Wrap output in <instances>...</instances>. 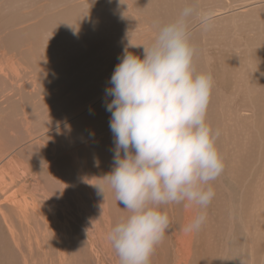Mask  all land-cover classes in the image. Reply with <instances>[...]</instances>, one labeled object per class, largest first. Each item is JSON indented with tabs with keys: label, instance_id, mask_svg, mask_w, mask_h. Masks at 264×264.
<instances>
[{
	"label": "rangeland",
	"instance_id": "obj_1",
	"mask_svg": "<svg viewBox=\"0 0 264 264\" xmlns=\"http://www.w3.org/2000/svg\"><path fill=\"white\" fill-rule=\"evenodd\" d=\"M246 4L252 5L241 8ZM185 7L194 9L187 18L197 50L194 71L213 79L206 119L220 132L224 170L212 182L215 197L197 231L195 261L184 260L180 243L182 202L160 206L170 227L150 264H261L252 242L234 235L225 245L223 232L229 195L239 208L244 178L264 176V0H0V155L11 156L6 161L14 165L2 186L10 195L0 200L18 228H24L21 213L10 207L17 201L26 216H36L38 207L58 225L48 236L44 225L37 227L44 235L37 248L44 250L14 248L0 220V264H25L30 253L32 264H66L65 255L73 264H120L108 234L128 212L103 180L114 167L115 149L107 90L129 41L138 47L128 51L143 58L142 46H151L159 28ZM253 163L261 165L254 172ZM242 224L237 217L235 233ZM61 225L70 227L73 242ZM19 231L21 239L30 233Z\"/></svg>",
	"mask_w": 264,
	"mask_h": 264
},
{
	"label": "clouds",
	"instance_id": "obj_2",
	"mask_svg": "<svg viewBox=\"0 0 264 264\" xmlns=\"http://www.w3.org/2000/svg\"><path fill=\"white\" fill-rule=\"evenodd\" d=\"M193 12L185 7L160 27L151 46H142L143 58L128 51L138 47L129 41L111 76L114 167L103 180L128 212L108 234L120 264H150L170 227L161 205L198 206L185 231L201 230L215 197L212 182L224 170L220 132L206 119L213 79L193 68L197 50L187 23Z\"/></svg>",
	"mask_w": 264,
	"mask_h": 264
},
{
	"label": "bare ground",
	"instance_id": "obj_3",
	"mask_svg": "<svg viewBox=\"0 0 264 264\" xmlns=\"http://www.w3.org/2000/svg\"><path fill=\"white\" fill-rule=\"evenodd\" d=\"M256 4V3H255ZM250 5L252 4H246L245 6L241 7L243 9H246L248 7H250ZM218 16V15H217ZM209 17V16H208ZM252 72V71H251ZM253 92V91H252ZM256 92V91H255ZM264 96V95H263ZM264 99V97H263ZM262 100V99H261ZM264 101V100H263ZM260 103V102H259ZM246 105L248 103H245ZM257 104V103H256ZM261 104V103H260ZM248 106V105H247ZM71 121V120H70ZM63 124V123H62ZM230 129V128H229ZM259 131V129H258ZM238 135V134H237ZM240 136V135H239ZM244 137V136H243ZM257 138V137H256ZM240 142V140L238 141ZM254 142V141H253ZM255 142H257L255 140ZM254 147V146H253ZM233 148V147H232ZM256 148V147H255ZM251 150V149H250ZM253 150V149H252ZM250 153V152H249ZM254 154V153H253ZM257 154V153H256ZM259 154H260V151H259ZM12 155V154H11ZM245 155V154H244ZM237 156V154H236ZM235 156V157H236ZM247 156V155H246ZM249 156V154H248ZM9 157L11 156H8V155H5V156H1L0 155V196L2 198L5 197L4 200L7 199V196L10 195V191H7V190H4L3 189V184L5 182V178L6 176H8L10 174V171L14 168V165L12 166V161L9 160L8 162L6 161ZM247 158V157H246ZM254 158V157H253ZM248 159V158H247ZM236 160V159H235ZM242 162V161H241ZM244 162V161H243ZM238 163V162H237ZM236 163V164H237ZM245 163V162H244ZM255 163H253L251 165V168L254 166L253 169V172L256 169H258V167L260 168L261 165H254ZM238 165V164H237ZM243 165V163H242ZM264 165V164H263ZM262 165V166H263ZM236 166V165H235ZM233 167V170H234V174L236 176H238L239 172L238 170L236 169V167ZM246 166V165H245ZM242 167V166H241ZM240 167V169H241ZM247 167V166H246ZM232 169V168H231ZM239 169V168H238ZM228 170V169H227ZM232 170V171H233ZM243 170V169H242ZM246 170V169H245ZM248 170V169H247ZM260 170V169H259ZM263 170V169H261ZM260 173V171L257 170V173ZM232 173V174H233ZM244 173V171H243ZM249 172H247V175H248ZM242 174V172H241ZM231 175V174H230ZM246 175V172L244 173V176ZM241 176V175H240ZM251 176V174H250ZM249 176V177H250ZM260 176H261V173H260ZM248 177V176H247ZM247 177L244 178L243 180V183L241 184V190H242V194H240V198H241V201H240V205H239V208H235L234 206H232V203H230V196L227 189H225L224 191H226L225 193L227 195H229V202L228 204L230 205V209L228 210V215L226 217V228H225V231L223 233H225V237L226 240H225V245H226V242L229 241V239L234 236V235H237V238L239 240L242 239V242H252L254 244V246L252 247V253L255 254L256 253V248H257V251L260 252V253H257L259 256H260V262L261 264H264V176H257V177H252V180L248 182H245ZM241 179V177H240ZM239 180V179H238ZM232 181V180H231ZM245 182V183H244ZM234 183V182H233ZM226 185V184H224ZM221 186H223V184L221 183ZM4 190V191H3ZM245 192H247V194L245 195ZM232 194V193H231ZM233 197V196H232ZM248 198V201H246V199ZM232 199V198H231ZM2 200H0V220H2V222L4 223V228H6L7 230V235H9V239H11L10 241H12L13 243V246L14 248H18V247H21V246H24V245H28L30 248H36V249H39V247L37 248V242H38V237H39V240H40V237H43L44 235L43 234H47V231L50 230L47 234L50 235V233L53 231L52 228L53 227H58L57 225V221L56 219H53L52 217H49L48 219H45L44 217V214H45V211L44 209H41L40 211L38 210V207H37V215L35 216L34 214L33 215H30L28 214V216H26V214L23 212V209L21 207V204L19 201H17L16 203H13L12 202V205L10 206L12 209L15 210L16 214L19 216V214L21 213V222H20V225L24 228H18V226L16 225V223H14L10 218H8V215L5 211V207L4 205L2 204L1 202ZM223 201V200H222ZM25 202V201H24ZM238 202V201H237ZM25 204H27L25 202ZM226 204V203H225ZM223 205V204H222ZM221 207V206H220ZM227 207V206H225ZM42 208H45V207H42ZM223 211V210H222ZM199 212V208L198 206L196 205H191V206H185V209H184V225H183V230H182V235H181V238H180V243L183 247V251L185 252V254H187V257L185 255L184 257V260H188V263L190 262L189 259L191 260H194L195 261V253H196V242H197V232H188V231H185V228L187 227V225L189 223H191L192 219L194 218L195 215H197ZM34 218L31 220H28L30 217H33ZM222 216V215H221ZM225 216V215H224ZM240 218L243 220L244 224H242L241 226V231L238 230V232L235 233V222H236V218ZM26 220V221H25ZM251 220V221H249ZM247 221L249 223H247ZM255 221L257 222V224H255ZM252 222L254 224H252ZM60 224V223H59ZM42 225H44L46 227V232L43 234H39L38 233V229L37 227H41ZM70 225V224H69ZM25 227L26 229L28 230V236L25 234H23V238L21 239L19 237V235L21 234L19 230H25ZM52 227V228H51ZM62 227V225H61ZM65 229H62L60 230V233L59 234V237L63 234L65 235L66 233V239L70 242H73V238L71 236V233L68 232L67 228H70L69 226L65 225L63 226ZM62 227V228H63ZM256 227V228H255ZM1 228V227H0ZM52 230V231H51ZM59 230V229H58ZM64 230H65V233H64ZM5 231V229H4ZM3 231V232H4ZM261 231V232H260ZM41 232V231H40ZM57 232V231H56ZM52 234H55V233H52ZM34 235H37L35 236V238H31V236H34ZM6 235H4L5 237ZM46 236V235H45ZM46 236V237H47ZM54 236V235H53ZM3 237V238H4ZM106 237V236H105ZM8 238V237H6ZM8 239V240H9ZM50 239V238H49ZM48 239V240H49ZM64 239V238H63ZM107 239V238H105ZM200 239V238H199ZM211 239V238H210ZM213 239V238H212ZM225 239V238H224ZM249 239V241H248ZM52 240V239H50ZM65 240V239H64ZM41 241V240H40ZM46 241V240H45ZM61 241V240H60ZM58 241V242H60ZM212 241V240H211ZM53 242V241H52ZM62 242V241H61ZM65 242V241H64ZM179 242V241H178ZM209 240L206 241V243H208ZM8 243V242H7ZM11 243V242H10ZM42 243V242H41ZM47 243V241L45 242V244ZM49 243V242H48ZM56 243V242H55ZM241 243V242H240ZM44 244V245H45ZM57 244V243H56ZM68 244V243H67ZM74 245V244H73ZM179 245V244H178ZM49 246V245H48ZM53 246V245H52ZM61 246V245H60ZM63 246V245H62ZM228 246V245H227ZM12 247V246H11ZM72 247V246H71ZM223 247V246H222ZM13 248V247H12ZM13 248V249H14ZM40 248H44L43 246L40 247ZM47 248V247H46ZM49 248V247H48ZM61 248V247H60ZM226 248V247H225ZM11 249V248H10ZM41 249V250H42ZM54 249V248H53ZM68 249H70V247H68ZM72 249V248H71ZM217 249V248H216ZM244 249V247H243ZM44 250V249H43ZM46 250V249H45ZM64 251V248L63 250ZM226 251H227V248H226ZM47 252V251H46ZM66 252V251H65ZM4 253V252H3ZM62 253V252H61ZM67 253V252H66ZM71 253V252H70ZM217 253V252H216ZM32 253H30L27 258H26V262L25 264H32ZM42 254V253H41ZM69 254V253H68ZM219 254V253H217ZM225 254V253H224ZM245 254V253H244ZM11 255V254H10ZM31 255V256H30ZM50 255V254H49ZM53 255V254H52ZM48 256V255H47ZM64 256V254L62 255ZM221 256V255H220ZM1 257V256H0ZM46 257V256H45ZM50 257H53V256H50ZM56 257V256H55ZM65 260H66V264H73V261H74V257L73 256H68V255H65ZM197 257V256H196ZM244 257V256H243ZM2 258V257H1ZM28 258H31V263L30 262H27ZM9 259V258H8ZM48 260V259H47ZM50 260V259H49ZM221 260V259H220ZM34 261V260H33ZM51 261V260H50ZM48 261V264L49 262ZM57 262V259L55 260ZM179 261V260H178ZM44 262V261H43ZM52 262V261H51ZM55 262V263H56ZM65 262V261H64ZM190 262V263H191ZM1 263V262H0ZM186 264V261L184 262ZM187 263V264H188ZM35 264V263H34ZM46 264V263H45ZM53 264V263H51ZM61 264V262H60Z\"/></svg>",
	"mask_w": 264,
	"mask_h": 264
}]
</instances>
